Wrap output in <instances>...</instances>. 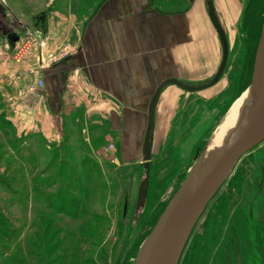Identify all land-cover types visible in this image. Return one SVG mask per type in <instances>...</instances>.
Returning a JSON list of instances; mask_svg holds the SVG:
<instances>
[{
    "label": "rangeland",
    "instance_id": "1",
    "mask_svg": "<svg viewBox=\"0 0 264 264\" xmlns=\"http://www.w3.org/2000/svg\"><path fill=\"white\" fill-rule=\"evenodd\" d=\"M140 1L173 18H198L206 46L216 44L221 61L206 0ZM212 1L229 44L227 66L211 89L177 92L170 98L172 108L166 101L143 199L145 169L136 159L139 146L132 144L137 130L130 119L124 145L116 144L108 122L107 132L98 133L92 145L80 140V145L57 149L36 137L25 138L0 114V264H134L197 157L207 153L213 133L252 81L263 3L251 17L259 20L260 35L250 49L249 34L255 30L249 29L246 11L252 0ZM0 2L16 20L0 7V34L5 35L21 32V25L32 29L41 15L53 11L71 12L80 25L105 0ZM179 264H264V142L238 161L197 223Z\"/></svg>",
    "mask_w": 264,
    "mask_h": 264
},
{
    "label": "crops",
    "instance_id": "2",
    "mask_svg": "<svg viewBox=\"0 0 264 264\" xmlns=\"http://www.w3.org/2000/svg\"><path fill=\"white\" fill-rule=\"evenodd\" d=\"M0 7L15 20L8 6L0 2ZM76 18L53 11L41 15L32 29L21 25V32L0 34V114L25 138L36 137L57 149L80 145V140L92 145L98 133L107 132L108 122L116 144L124 145L130 119L137 130L132 145L139 146L141 156L148 105L157 87L167 79L205 83L219 68V47L206 46L198 18H173L140 0H105L80 25ZM26 39L32 48L17 62L13 55ZM39 79L43 88L36 85ZM177 92L185 91L170 85L160 96L153 145L162 111L167 104L172 108L170 98Z\"/></svg>",
    "mask_w": 264,
    "mask_h": 264
},
{
    "label": "water",
    "instance_id": "3",
    "mask_svg": "<svg viewBox=\"0 0 264 264\" xmlns=\"http://www.w3.org/2000/svg\"><path fill=\"white\" fill-rule=\"evenodd\" d=\"M206 7L221 46L219 68L211 80L200 85L167 79L157 87L148 105L142 153L138 158L145 169V179L140 187L141 199L145 197L148 188L155 112L163 90L174 85L188 93L204 91L220 81L227 66L229 44L226 34L215 12L213 1L206 0ZM247 90L254 99L247 118L238 124L223 147L213 150L205 159L203 154L197 157L181 186L139 248L134 264H179L197 223L230 177L238 161L264 142V27L256 53L252 81Z\"/></svg>",
    "mask_w": 264,
    "mask_h": 264
},
{
    "label": "bare ground",
    "instance_id": "4",
    "mask_svg": "<svg viewBox=\"0 0 264 264\" xmlns=\"http://www.w3.org/2000/svg\"><path fill=\"white\" fill-rule=\"evenodd\" d=\"M252 94L247 90L237 103L231 107L225 115L221 124L213 133L208 151L203 154L204 159L208 157L209 153L215 149H219L229 140L235 132L238 124L243 122L248 116V110L253 102Z\"/></svg>",
    "mask_w": 264,
    "mask_h": 264
},
{
    "label": "trees",
    "instance_id": "5",
    "mask_svg": "<svg viewBox=\"0 0 264 264\" xmlns=\"http://www.w3.org/2000/svg\"><path fill=\"white\" fill-rule=\"evenodd\" d=\"M262 3H263V12H264V0H252L251 3L249 4L248 8H247V11H246V14H247V19H248V22L250 23V26H249V29L251 28L253 31L255 30V33H253V36H250L249 39H251V44H250V49H253L254 46H257V39L260 35V22H257L259 20H253L251 19V17H253V15L256 13V11L258 10L259 7H262ZM247 22V23H248ZM250 29V30H251ZM251 33V32H250ZM254 37V38H253ZM13 38V36L11 37V39ZM256 43V45H255ZM6 123H8L6 121ZM8 125H10L8 123Z\"/></svg>",
    "mask_w": 264,
    "mask_h": 264
},
{
    "label": "built area",
    "instance_id": "6",
    "mask_svg": "<svg viewBox=\"0 0 264 264\" xmlns=\"http://www.w3.org/2000/svg\"><path fill=\"white\" fill-rule=\"evenodd\" d=\"M32 48V42L30 39H26V40H22L21 42L19 41V46L17 47V49L15 50V53L13 55V59L15 61H22L24 60L29 51L31 50ZM53 61V59L49 60V64H51ZM40 62V65L43 64L42 61H39ZM42 66V65H41ZM39 88H43L44 87V81L43 79H39L38 80V85H37Z\"/></svg>",
    "mask_w": 264,
    "mask_h": 264
}]
</instances>
